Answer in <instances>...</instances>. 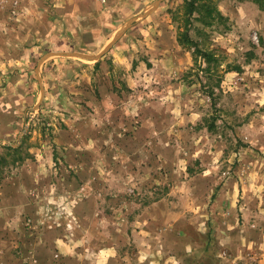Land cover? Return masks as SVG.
I'll list each match as a JSON object with an SVG mask.
<instances>
[{
	"label": "rangeland",
	"instance_id": "374dc122",
	"mask_svg": "<svg viewBox=\"0 0 264 264\" xmlns=\"http://www.w3.org/2000/svg\"><path fill=\"white\" fill-rule=\"evenodd\" d=\"M129 2L0 0V103L8 65L37 99L0 139V264H264V11L221 1L226 25L192 31L218 64L178 43L167 74ZM127 31L124 72L103 50Z\"/></svg>",
	"mask_w": 264,
	"mask_h": 264
},
{
	"label": "crops",
	"instance_id": "0c3cea01",
	"mask_svg": "<svg viewBox=\"0 0 264 264\" xmlns=\"http://www.w3.org/2000/svg\"><path fill=\"white\" fill-rule=\"evenodd\" d=\"M170 2L171 0H130L128 3L130 11H132L131 15H133V13H135L137 10L140 11L136 16L129 17L130 19H128V23L131 26L129 30L136 31V33L134 32V39H137L138 43H140L138 46H141L142 51L146 52V54L154 59V63L161 65V67L165 66L167 74L178 72V70L182 67L181 57L183 55L182 48L179 46L173 31V26L170 25L172 21L168 18L169 16L167 17L168 8H170ZM128 31L125 34L130 33ZM121 37H119L120 39L117 38L113 43V39L110 38L109 47H106V49L103 51L108 52V56L106 58H112L119 70L122 68V70L126 72V70L133 69V64L132 69L129 64V53L130 55H133L132 59L135 58L133 63L135 60L138 61V59L136 58V48L133 45L134 39L131 40L132 36L127 34L126 39L120 41L122 39ZM124 44H127L126 46L129 47L126 48ZM132 46L134 47V51L130 50ZM105 52L100 55L102 58L99 60V62L104 59V56L107 55ZM68 56L70 55L66 54L65 52H60L59 54L54 53L51 57L67 58ZM19 58L21 61H19L16 66L21 64L20 62L22 61V64H26L24 61L28 57L25 58V56L23 57L20 55ZM76 58L81 57L77 56ZM31 60L32 59L26 61L29 63ZM68 63H66L64 59H61L59 66L64 68V71L65 67H70L73 69L77 68L78 70V68L82 66L79 61L71 62L69 66H66ZM8 67L9 68L4 69V75L2 79L7 80V88L11 91V93L13 92L12 95L14 96V100L11 104H7V100H4L3 102L1 101L2 105L0 103V139L9 137L15 131H19L23 120H26V110H29L32 105L36 106L37 104V99L34 97L36 95L34 93L35 87L32 80L29 78V73L27 70L24 74L26 76L25 77L23 74L18 72H10L12 67L9 65ZM102 68L104 70L106 69V72L112 76V73L114 72L112 67L105 68L104 65H102ZM24 70V68L18 69V71ZM2 89L3 88H1V90ZM6 105L8 106L6 107Z\"/></svg>",
	"mask_w": 264,
	"mask_h": 264
},
{
	"label": "trees",
	"instance_id": "16d2710c",
	"mask_svg": "<svg viewBox=\"0 0 264 264\" xmlns=\"http://www.w3.org/2000/svg\"><path fill=\"white\" fill-rule=\"evenodd\" d=\"M221 1L224 0H183L173 12V20L179 24L177 26L178 43L185 49H195V53L200 55L208 65L206 69L208 73L211 72L212 63L218 64V57L214 51L203 50L197 39L193 37L192 31L195 30L198 34H202L205 29L226 25L228 19L219 9ZM246 1L254 2L264 11V0Z\"/></svg>",
	"mask_w": 264,
	"mask_h": 264
}]
</instances>
